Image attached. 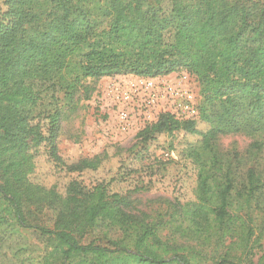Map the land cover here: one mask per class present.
Masks as SVG:
<instances>
[{"label":"trees","instance_id":"obj_1","mask_svg":"<svg viewBox=\"0 0 264 264\" xmlns=\"http://www.w3.org/2000/svg\"><path fill=\"white\" fill-rule=\"evenodd\" d=\"M3 1L0 227L44 237L40 264H194L196 255L175 238L211 248L214 264H264V0ZM179 69L199 85L198 117L207 128L161 113L143 140L197 136L177 153L195 166L194 201L168 202L169 215L146 221L128 212L137 186L119 192L109 187L114 179L92 186L71 179L60 192L32 181L40 149L68 173L97 171L103 161L60 160L59 112L33 115L42 93L58 86L69 96L87 78ZM236 134L251 139L244 152L219 148ZM48 214L50 222H27ZM99 222L122 238L111 247L80 243Z\"/></svg>","mask_w":264,"mask_h":264},{"label":"rangeland","instance_id":"obj_2","mask_svg":"<svg viewBox=\"0 0 264 264\" xmlns=\"http://www.w3.org/2000/svg\"><path fill=\"white\" fill-rule=\"evenodd\" d=\"M6 9L4 1L0 0V18H3ZM163 76L170 77L171 81L183 79L198 107L201 97L194 76L185 69H179L156 77ZM135 77L143 76L121 72L97 80L87 78L69 96L58 86L42 93V101L33 110V115L59 112L60 125L56 147L60 160L67 165L81 159L102 158L103 161L97 171L68 173L47 159L43 149H40L35 157L36 168L31 176L32 181L45 187L56 186L60 192L64 191L71 179H77L86 186L114 179L109 187L119 192L137 186L142 188L141 192L127 195L130 203L128 212L146 221H152L164 214L169 215L172 208L168 202L194 201L195 166L190 160L179 158L177 153H181L188 143L195 142L197 136L179 131L171 135L162 133L151 141H144V133L155 124L159 114L169 111L165 106L156 108L147 120L136 112L133 126L127 130H122L118 125L116 108L113 106L114 103L106 98L105 88L110 84L129 81ZM194 120L198 130L204 131L207 128L204 123H200L198 116ZM250 142L249 137L236 134L222 137L218 141V146L224 151L235 149L244 152ZM37 218L43 223L51 221L48 214L44 217L27 218V222L30 223ZM166 233L167 231H163L162 235ZM122 236L123 232L120 229L99 222L80 243L93 242L95 245L111 247L109 242L119 241ZM172 243L184 249L183 253L189 258L196 255L194 264H214L212 261L214 253L211 248L200 247L196 243L178 238ZM45 251V238L34 229L24 230L12 224L0 227V264H40ZM259 255L255 256L254 262Z\"/></svg>","mask_w":264,"mask_h":264},{"label":"built area","instance_id":"obj_3","mask_svg":"<svg viewBox=\"0 0 264 264\" xmlns=\"http://www.w3.org/2000/svg\"><path fill=\"white\" fill-rule=\"evenodd\" d=\"M104 92L106 98L114 103L117 122L122 130L133 126L136 112L147 120L159 106L167 107V113L179 120H194L198 116L194 96L181 78L171 81L168 76L135 77L110 84Z\"/></svg>","mask_w":264,"mask_h":264}]
</instances>
